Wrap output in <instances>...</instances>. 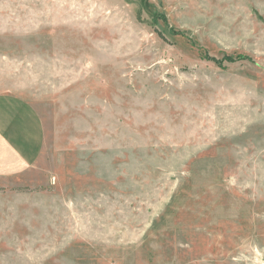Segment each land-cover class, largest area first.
<instances>
[{"label": "rangeland", "instance_id": "rangeland-1", "mask_svg": "<svg viewBox=\"0 0 264 264\" xmlns=\"http://www.w3.org/2000/svg\"><path fill=\"white\" fill-rule=\"evenodd\" d=\"M0 93V264H264V0H0Z\"/></svg>", "mask_w": 264, "mask_h": 264}, {"label": "crops", "instance_id": "crops-1", "mask_svg": "<svg viewBox=\"0 0 264 264\" xmlns=\"http://www.w3.org/2000/svg\"><path fill=\"white\" fill-rule=\"evenodd\" d=\"M44 145V126L33 105L0 93V178H32Z\"/></svg>", "mask_w": 264, "mask_h": 264}]
</instances>
